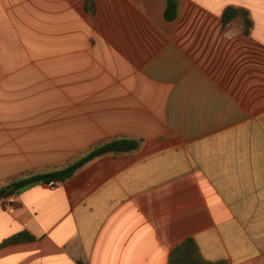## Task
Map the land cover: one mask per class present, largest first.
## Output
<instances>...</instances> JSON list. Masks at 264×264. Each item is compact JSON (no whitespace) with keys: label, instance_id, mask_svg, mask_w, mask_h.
<instances>
[{"label":"crops","instance_id":"crops-1","mask_svg":"<svg viewBox=\"0 0 264 264\" xmlns=\"http://www.w3.org/2000/svg\"><path fill=\"white\" fill-rule=\"evenodd\" d=\"M85 3L0 0V110L45 52L63 110L20 134L0 114V264H264V0H180L175 21L166 0ZM118 140L138 147L15 190Z\"/></svg>","mask_w":264,"mask_h":264},{"label":"rangeland","instance_id":"rangeland-1","mask_svg":"<svg viewBox=\"0 0 264 264\" xmlns=\"http://www.w3.org/2000/svg\"><path fill=\"white\" fill-rule=\"evenodd\" d=\"M40 32V35H43V37L51 35V33H48L47 28L45 30L40 29ZM60 36L67 37V30H61ZM49 47L51 48V46ZM42 57H44L46 61L45 69L34 67L30 70L33 78L31 84L33 86H39L36 87L35 90H31L32 86L23 89L19 88L12 96V107L10 109L0 110L1 116L11 119V125L4 126V128L6 130H12L13 134L32 133L34 129L40 127L47 128L48 125L44 126L41 122L39 124L38 122L33 124L31 121L40 118L44 119V123H46L47 119L56 118L63 111L56 110L57 107L53 104L55 100L53 96V86L56 77L52 67L48 65V63L52 61L53 55L51 52H45ZM68 99V95H64V98H62V100L66 102H68ZM26 121H28L27 124Z\"/></svg>","mask_w":264,"mask_h":264},{"label":"trees","instance_id":"trees-1","mask_svg":"<svg viewBox=\"0 0 264 264\" xmlns=\"http://www.w3.org/2000/svg\"><path fill=\"white\" fill-rule=\"evenodd\" d=\"M180 0H166V12L165 17L168 21H175L179 14ZM85 9L89 14L94 15L96 13V0H86ZM222 25L224 31H228L233 25H242L245 34H249L252 28V20L249 13L240 8H228L222 17ZM138 147V143L128 140H118L103 147H100L86 157L76 162L75 164L67 167L66 169L56 171L49 174L36 175L27 179H22L14 184L15 190L20 191L25 188H29L39 183H50V182H65L70 179L77 171H79L87 162L92 159L102 156L110 152H122L131 151ZM14 192L9 193L7 189L0 190V200L6 196L13 195ZM21 238H14L10 242H16ZM182 247H186L190 253L195 247L193 241H187ZM178 248L176 252H179L181 248ZM195 252V250H194Z\"/></svg>","mask_w":264,"mask_h":264},{"label":"built area","instance_id":"built-area-1","mask_svg":"<svg viewBox=\"0 0 264 264\" xmlns=\"http://www.w3.org/2000/svg\"><path fill=\"white\" fill-rule=\"evenodd\" d=\"M51 185L55 186V183L52 182ZM1 201H2V206L4 207V209L12 208L16 204L13 195L6 196L2 198Z\"/></svg>","mask_w":264,"mask_h":264},{"label":"water","instance_id":"water-1","mask_svg":"<svg viewBox=\"0 0 264 264\" xmlns=\"http://www.w3.org/2000/svg\"><path fill=\"white\" fill-rule=\"evenodd\" d=\"M7 191H8L9 193H11L9 189H7Z\"/></svg>","mask_w":264,"mask_h":264}]
</instances>
